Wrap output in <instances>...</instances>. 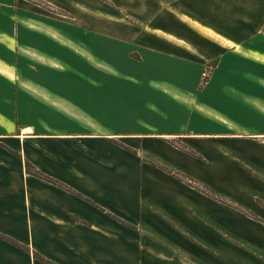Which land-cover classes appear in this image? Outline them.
Instances as JSON below:
<instances>
[{
	"label": "crops",
	"instance_id": "obj_1",
	"mask_svg": "<svg viewBox=\"0 0 264 264\" xmlns=\"http://www.w3.org/2000/svg\"><path fill=\"white\" fill-rule=\"evenodd\" d=\"M23 2L0 43L85 65L44 68L40 134L0 120V264H264V0Z\"/></svg>",
	"mask_w": 264,
	"mask_h": 264
},
{
	"label": "rangeland",
	"instance_id": "obj_2",
	"mask_svg": "<svg viewBox=\"0 0 264 264\" xmlns=\"http://www.w3.org/2000/svg\"><path fill=\"white\" fill-rule=\"evenodd\" d=\"M20 2L24 4L23 0H20ZM45 8L50 10V7L46 4H45ZM14 10L15 7L13 9H9L11 15L14 13ZM0 12H1L0 16L2 20L9 21V25L5 29L12 28L10 25L12 17L9 15L8 11H3V12L0 11ZM40 28L46 31L49 30L48 32L51 36L58 38L62 42L68 43V40H66L67 37H65L63 34L58 32L57 28L56 29L51 27L48 28L47 26ZM26 33L28 32H25L24 34ZM40 36L42 37L43 35ZM33 38L34 37H32L31 39ZM68 44H70V46H73L75 49H77L79 51L78 54H81V56L86 58L90 57L91 60L93 61V64L98 62V64H96L98 68L97 70L98 83L104 82L105 77H110V75H108L107 73L108 71H106L107 69H105V64L101 62L100 59L91 57L87 51L81 48V46H77V45L75 46L70 42ZM11 45L13 48L12 50L11 47H8L7 45H5V43L3 44L0 43V57L2 59H5L11 65H13L16 70V73H13L14 75L11 77H6L3 74L0 75V112L2 113L0 120L1 122H3L2 125L4 126L2 127L4 129H8V125H12V126L15 125L16 132H20L21 129L24 128L25 126L32 125L33 133L40 134L43 123L42 115H44V112L46 110L45 109L46 105L50 104L48 103L49 101H51L50 95H53L52 92H55V91L46 90V88H44L45 86L42 84V82L47 81V77H50V75H47L44 68L51 67L53 68L52 72L57 73V74H52L54 77L53 76L51 77L53 80H55V82H53V84L49 86L52 87L53 89L57 88L58 90L64 93L68 92L67 94H69L72 93L71 90L73 89L66 88L67 89L66 90L63 88H58V86L62 87L60 86L62 82L64 84L70 83L73 80V76L79 78L78 73H76L77 75L76 74L74 75L73 72L75 71L69 68V66H76V65L84 66L85 64L81 59L75 57L71 53V51H68V49H60L59 47L61 46L59 45V43L57 44L54 43V45H56L55 46L56 48L51 47L52 48L51 51L58 50L59 51L58 55H62L64 59L60 57L51 59L53 62L46 61L43 59H37L36 57H33L32 55L30 56L28 53L23 52L22 50H18V45L16 43L14 45V42ZM13 46H16L17 49H14ZM211 66L212 65H208L205 69L204 76H202L203 83H206L210 79V76L212 74ZM80 76L82 79H85L86 82H89L88 76L85 75H80ZM42 78H44V80ZM27 81L29 83H27ZM77 101L79 102V100ZM48 119H49L48 123L52 124L56 122V125H60L59 122L55 121L56 119H54V117L51 118L48 117ZM83 125L86 126L87 124H83ZM118 125L119 124H116V126ZM125 127H127V125H125ZM59 128L58 129L60 131L62 130H64V132L67 131L66 133H72V130H77L74 129L72 125H67V126L60 125ZM113 128L115 129V126ZM27 170L32 174L40 175V173L31 165H27Z\"/></svg>",
	"mask_w": 264,
	"mask_h": 264
},
{
	"label": "bare ground",
	"instance_id": "obj_3",
	"mask_svg": "<svg viewBox=\"0 0 264 264\" xmlns=\"http://www.w3.org/2000/svg\"><path fill=\"white\" fill-rule=\"evenodd\" d=\"M187 22H189V24H191L199 33L203 34L204 36L211 38L213 40L219 41L227 46H232L233 44L231 42H228L227 40H225L222 37H219L217 34H215L214 32H212L209 29L203 28L202 26L184 18ZM176 41V40H175ZM181 45H184L183 43H180Z\"/></svg>",
	"mask_w": 264,
	"mask_h": 264
}]
</instances>
